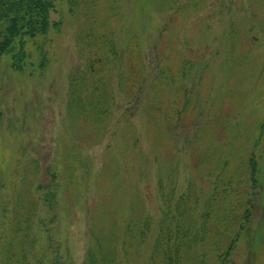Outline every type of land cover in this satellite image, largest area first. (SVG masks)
<instances>
[{"label": "rangeland", "instance_id": "obj_1", "mask_svg": "<svg viewBox=\"0 0 264 264\" xmlns=\"http://www.w3.org/2000/svg\"><path fill=\"white\" fill-rule=\"evenodd\" d=\"M65 2L50 14L60 30L42 72L34 52L22 73L0 59V264H83L95 237L120 244L144 218L147 256L173 184L202 203L228 182L239 202L251 156L256 201L229 258L264 264V0ZM101 33L117 58L85 71L99 47L86 35ZM77 72L105 90L107 121L90 105L73 114ZM228 239L197 249L215 264L213 245Z\"/></svg>", "mask_w": 264, "mask_h": 264}, {"label": "trees", "instance_id": "obj_2", "mask_svg": "<svg viewBox=\"0 0 264 264\" xmlns=\"http://www.w3.org/2000/svg\"><path fill=\"white\" fill-rule=\"evenodd\" d=\"M61 1L63 0H0V59L6 58L13 72L22 73L24 67L32 65V52L37 57L36 68L42 72L47 61L50 36L60 30V22L51 20L50 14ZM65 1L71 11L74 0ZM86 38L99 47L98 54L90 59L85 71L90 72L97 61L106 65L113 63L117 58V47L111 34H89ZM70 81L69 104L73 114L84 113L90 105L94 121H107L110 114L107 104L109 99L106 98L104 89L97 91L101 85L98 82L85 85L79 72L73 75ZM78 82V88L75 90ZM132 86L135 87L134 84ZM136 87L141 88L139 85ZM87 96L94 97L86 100ZM247 167L248 174L244 177L247 186L245 191L241 188L245 197L239 202L227 199L237 196L238 193L228 182L224 188L227 194L220 196L219 202L214 191L202 203L198 195L196 202L191 201L189 195L187 198L176 197V186L173 184L170 192L163 197L164 207L159 209L161 217L157 220L156 233L147 256L142 255L140 248L150 228L148 219L144 218L133 226L135 230H132L129 221L126 223L125 239L120 244L115 232L108 238L95 237L86 252L83 264H184L186 261H189V264H212L205 253L197 249L208 236L222 237L225 240L229 238L226 248L220 249L219 246L213 245V251L216 254L215 264H230L229 257L235 243L249 224L250 207L256 201L259 186V168L252 156ZM232 177L234 178L233 175ZM210 223L219 228L230 227L233 230L230 233L222 229L214 231Z\"/></svg>", "mask_w": 264, "mask_h": 264}]
</instances>
